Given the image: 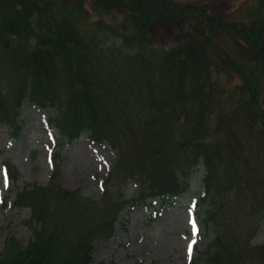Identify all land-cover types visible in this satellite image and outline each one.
<instances>
[{
	"label": "trees",
	"instance_id": "1",
	"mask_svg": "<svg viewBox=\"0 0 264 264\" xmlns=\"http://www.w3.org/2000/svg\"><path fill=\"white\" fill-rule=\"evenodd\" d=\"M25 100L54 107L68 142L86 133L115 159L99 199L64 188L55 156L45 185L17 187L31 238L7 236L0 264H92L125 207L164 205L199 165L197 216L215 235L190 264H264V243L251 242L264 216V0H0L11 139Z\"/></svg>",
	"mask_w": 264,
	"mask_h": 264
},
{
	"label": "rangeland",
	"instance_id": "2",
	"mask_svg": "<svg viewBox=\"0 0 264 264\" xmlns=\"http://www.w3.org/2000/svg\"><path fill=\"white\" fill-rule=\"evenodd\" d=\"M56 115L52 106L40 108L25 100L19 109L22 132L18 138L11 139L7 125L0 124V252L9 235L24 244L31 238V230L24 223L30 209L13 204L15 190L26 183L45 185L54 153L64 188H78L95 199L101 196V179L110 169L114 151L106 142H92L86 133L68 143L49 121ZM5 161L13 165L17 180L6 175ZM201 169L193 180V189L199 183ZM135 187L134 181L125 182L121 192L130 196ZM191 196V192H186L163 209H159V199L155 198L153 205L139 204L123 210L113 236L93 243L92 264H190L196 249L213 236L201 227ZM253 241L264 243V220Z\"/></svg>",
	"mask_w": 264,
	"mask_h": 264
},
{
	"label": "snow or ice",
	"instance_id": "3",
	"mask_svg": "<svg viewBox=\"0 0 264 264\" xmlns=\"http://www.w3.org/2000/svg\"><path fill=\"white\" fill-rule=\"evenodd\" d=\"M189 253L191 254V245H189Z\"/></svg>",
	"mask_w": 264,
	"mask_h": 264
}]
</instances>
